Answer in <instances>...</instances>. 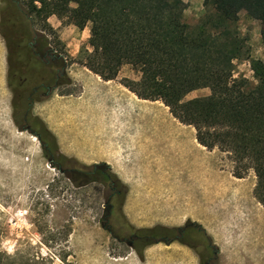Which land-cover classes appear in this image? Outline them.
Returning <instances> with one entry per match:
<instances>
[{"label": "rangeland", "instance_id": "obj_1", "mask_svg": "<svg viewBox=\"0 0 264 264\" xmlns=\"http://www.w3.org/2000/svg\"><path fill=\"white\" fill-rule=\"evenodd\" d=\"M17 1L65 55L66 83L34 104L32 120L16 118L9 49L0 27V251L55 264H200L192 248L160 243V236L140 251L115 241L103 227L107 178L91 174L81 186L75 172L70 174L77 181L51 167L35 135L42 132L39 117L67 158H61L63 165L69 167L72 159L85 167L109 166L124 192L122 215L135 230L177 232L194 221L220 249L219 264H264V206L256 197L254 169L235 176L229 153L200 144L196 128L179 121L162 100L132 94L123 81L141 74L130 64L109 82L114 97L98 95L102 106L95 114V73L79 62L92 49L90 25L82 28L55 14L39 18L30 11V0ZM184 1V19L194 27L205 14L204 0ZM7 7L0 0V26ZM238 27L251 58L264 60L261 22L243 10ZM234 76L256 84L250 59L235 60ZM210 93L200 88L186 100ZM29 124L32 129L23 130ZM197 233L188 230L184 239Z\"/></svg>", "mask_w": 264, "mask_h": 264}, {"label": "trees", "instance_id": "obj_2", "mask_svg": "<svg viewBox=\"0 0 264 264\" xmlns=\"http://www.w3.org/2000/svg\"><path fill=\"white\" fill-rule=\"evenodd\" d=\"M203 5L205 14L194 27L184 19V0H30V11L39 18L55 14L82 28L90 25L92 49L79 62L107 81L116 79L123 65H132L141 76L123 84L139 98L162 100L179 121L196 128L203 146L229 153L236 163L235 176L244 177L254 169L256 197L264 206V60L251 58L248 39L238 27L243 10L259 20L264 46V0H204ZM8 11L7 18L3 15L7 27H0L9 49L13 106L28 112L32 88L49 70L28 43L34 33L33 17L13 3ZM40 38L49 41L45 35ZM243 58L251 61L254 85L234 76L235 60ZM206 87L209 95L186 100L190 92ZM36 119L42 126L41 139L56 152V137ZM69 163L85 185L90 176L85 166L72 159ZM122 223L129 231L156 230H135L123 215ZM0 264L55 263L0 251Z\"/></svg>", "mask_w": 264, "mask_h": 264}, {"label": "flooded vegetation", "instance_id": "obj_3", "mask_svg": "<svg viewBox=\"0 0 264 264\" xmlns=\"http://www.w3.org/2000/svg\"><path fill=\"white\" fill-rule=\"evenodd\" d=\"M7 6L13 2L16 6L22 9L29 16L31 15L25 9L21 7L19 1L17 0H3ZM9 9V7H7ZM10 13V12H9ZM6 14L4 17L7 18ZM31 17H33L31 15ZM4 18V20H5ZM34 17L32 18V20ZM35 22V21H34ZM32 23V38H29V45L32 47L33 54L36 55L37 59L42 62L48 71V74L45 72L42 76H38V82L33 86L32 92L29 97L30 102L28 103L27 111H31L35 103L43 101L48 95L54 92L60 85L66 83V68L67 60L65 55L62 52H59L50 42V38L46 33H43L36 29L35 23ZM2 26L5 28L7 25L3 24V19L1 21ZM45 35L48 37L49 41H43L40 36ZM17 61V60H16ZM19 62L14 61V65L18 68ZM49 72L53 73V77ZM65 77V78H64ZM15 97V96H14ZM19 99V104H20ZM21 108V107H20ZM20 108L16 109V116H22L24 122H29L31 117L28 112H24ZM32 120V119H31ZM32 129V125H28ZM47 155L50 158L54 159L55 165L60 166L64 170V174L70 175L73 172V169L67 166V164H62L61 158L67 160V158L60 154L59 149L55 152L50 142L42 140ZM88 174H103L107 178V187H106V200H105V213L104 227L109 231L111 236L115 241L118 242H127L131 247H134L136 250H142L150 242L151 238L159 237V242H164L166 245L171 246L175 241H178L190 248H192L200 257V264H219L220 258L219 253L220 249L216 246V243L209 237L207 231L201 227V225L196 224L194 221L187 222L182 227L175 229H166L159 228L154 230L151 233H142L140 231H129L124 227L122 223V210L124 199L122 197L123 189L119 187L116 180L113 178L112 174L108 172L109 166L103 163H95L93 166L85 167L84 169ZM188 230L191 231H200V233L193 234L189 236V240H185V235ZM202 232V233H201ZM129 237V238H128ZM158 242V241H157Z\"/></svg>", "mask_w": 264, "mask_h": 264}, {"label": "crops", "instance_id": "obj_4", "mask_svg": "<svg viewBox=\"0 0 264 264\" xmlns=\"http://www.w3.org/2000/svg\"><path fill=\"white\" fill-rule=\"evenodd\" d=\"M109 82H112V80H104L99 75L95 74V114H98L99 106H102L101 103H98V95H106L109 98L114 97L115 91L114 88L109 86ZM132 94L136 95L132 91H130ZM137 97V96H136ZM138 98V97H137ZM133 99V97H132Z\"/></svg>", "mask_w": 264, "mask_h": 264}, {"label": "water", "instance_id": "obj_5", "mask_svg": "<svg viewBox=\"0 0 264 264\" xmlns=\"http://www.w3.org/2000/svg\"><path fill=\"white\" fill-rule=\"evenodd\" d=\"M23 130H31V128L28 125H26V126L23 127ZM35 135L39 138V141L42 143V139L40 137V134L36 133ZM48 163H49V165H51V167H55L56 166L53 158H49ZM58 170L61 173H64V170L60 166H58Z\"/></svg>", "mask_w": 264, "mask_h": 264}]
</instances>
